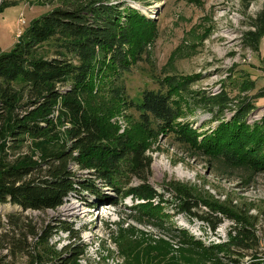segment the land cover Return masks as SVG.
<instances>
[{
    "label": "rangeland",
    "instance_id": "obj_1",
    "mask_svg": "<svg viewBox=\"0 0 264 264\" xmlns=\"http://www.w3.org/2000/svg\"><path fill=\"white\" fill-rule=\"evenodd\" d=\"M1 1L15 3L0 13V54L12 49L18 32L22 35L32 20L68 3ZM101 1L118 8L122 27L127 11L139 19L125 29L128 69L119 77L101 76L84 96V104L99 119L101 141L126 134L150 161L140 177L122 165L126 172L121 185L136 184L142 178L163 196L148 198L149 205L137 209L135 204L145 200L128 195L116 198L104 185L101 192L114 197L115 203L89 207L69 195L60 206L44 211L0 207L1 263L50 264L64 244L79 241L82 251L71 264H262L264 166L223 161L201 145L210 130L241 103L253 106L243 118L246 126L258 123L264 115V0ZM43 50L50 55L53 48L47 44ZM168 77L183 87H167L181 115L167 130L153 120L144 125L128 102H140L144 89L164 90L160 82L164 84ZM113 88L120 90L118 96L112 94ZM223 92L229 103L221 110L212 106L214 111L208 112L200 98ZM183 124L195 133H180L178 127ZM76 165L69 167L80 177L87 176ZM171 183L186 186L197 199L231 212L240 223L216 212L220 222L210 230L204 220L175 211L173 197L165 189ZM193 210L212 217L200 201ZM53 219L70 224L78 231V240L58 229L45 242L35 237L40 226ZM244 222L251 234L245 240L248 248L233 244L229 252L208 248L226 240L229 231L233 235V227ZM191 240L204 247L193 246Z\"/></svg>",
    "mask_w": 264,
    "mask_h": 264
},
{
    "label": "trees",
    "instance_id": "obj_2",
    "mask_svg": "<svg viewBox=\"0 0 264 264\" xmlns=\"http://www.w3.org/2000/svg\"><path fill=\"white\" fill-rule=\"evenodd\" d=\"M74 1L67 0L62 7L32 20L12 49L0 54V207L9 206L19 212L44 211L60 206L69 195L78 197L89 207L115 203L114 197L101 192L105 185L116 198L128 195L145 200L135 204L137 209H145L148 198L162 197L163 193L152 190L142 178L136 184L124 185L121 178L126 172L122 169L124 164L129 174L140 177L139 172L149 169L148 157L126 134H117L109 142L101 141L99 119L84 104V96L93 91L94 82L101 76L119 77L128 69L125 47L129 38L125 29L136 23L139 16L127 11L122 27L116 6L101 0ZM14 3L2 1L0 13ZM47 44L53 48L50 55L43 50ZM170 79L164 80V84L160 82L164 90L144 89L140 102H128L144 125L153 120L161 130H167L181 115L167 87L172 85L179 90L183 87ZM119 91L113 88L111 92L118 96ZM200 100L208 112L214 111L212 106L221 110L229 103L224 92ZM252 108L251 103L245 102L230 110L229 118L205 136L202 148L223 161L235 164L248 161L251 165L264 166V115L251 127L244 124L243 118ZM178 128L180 133H195L187 124ZM75 164L87 176L80 177L72 171L69 165ZM185 187L171 183L165 188L173 197L175 211L204 220L210 230L220 222L216 212L240 223L231 212L197 199ZM199 201L208 206L212 217L193 210L199 207ZM53 220L41 225L35 237L45 242L58 229L78 240V231L70 224ZM245 223L234 226L233 235L229 231L226 240L208 248L225 252L233 245L248 248L246 241L251 234ZM191 243L204 247L196 240ZM79 245V241L64 244L49 263L71 264L82 251ZM259 262L264 264V260Z\"/></svg>",
    "mask_w": 264,
    "mask_h": 264
},
{
    "label": "built area",
    "instance_id": "obj_3",
    "mask_svg": "<svg viewBox=\"0 0 264 264\" xmlns=\"http://www.w3.org/2000/svg\"><path fill=\"white\" fill-rule=\"evenodd\" d=\"M1 2H2V1L0 0V4H1ZM20 23H21V25H22V22H20ZM19 35H20V32H18L17 37H18ZM24 210H25V211H29L30 209H24ZM24 210H23V211H24ZM36 210H40V209H36ZM36 210H32V211H36Z\"/></svg>",
    "mask_w": 264,
    "mask_h": 264
}]
</instances>
